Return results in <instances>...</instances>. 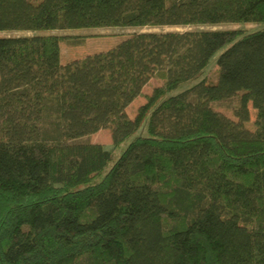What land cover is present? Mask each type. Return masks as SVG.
Here are the masks:
<instances>
[{
  "label": "trees",
  "instance_id": "16d2710c",
  "mask_svg": "<svg viewBox=\"0 0 264 264\" xmlns=\"http://www.w3.org/2000/svg\"><path fill=\"white\" fill-rule=\"evenodd\" d=\"M259 22L264 0H0V32L33 33L0 35V264H264V29L138 32L66 65L53 33ZM110 124L111 148L89 139Z\"/></svg>",
  "mask_w": 264,
  "mask_h": 264
},
{
  "label": "rangeland",
  "instance_id": "374dc122",
  "mask_svg": "<svg viewBox=\"0 0 264 264\" xmlns=\"http://www.w3.org/2000/svg\"><path fill=\"white\" fill-rule=\"evenodd\" d=\"M240 28L245 30V32H252L260 29H264V22L259 23H224L218 25H204V26H146L143 28H121V27H101V28H83V29H71L64 31H53V33L63 36L61 41V62L66 65L71 62H79L87 58L92 57L94 54L107 51L110 48L118 45L122 39L128 38L134 33L152 31V32H166V31H187V30H200V29H212V30H225V29H236ZM30 31H15V32H0V35H32ZM78 40L80 44L70 43ZM77 41V42H78ZM220 49L212 57L210 67L214 65L217 57L226 48ZM209 67V69H210ZM216 67L213 66L211 76L215 74ZM163 76L161 73L156 74L143 88L142 95L137 97L128 107L127 114L129 117H135L139 106L145 102V95L152 92L153 88L161 85L163 83ZM215 109L227 117L238 121L233 111V103H228L226 105L216 106ZM255 118L256 111L249 104V120L245 122V126L250 130H255ZM121 132L120 127L116 124H110L109 126L100 129L99 131L90 135L89 139L93 142H100L108 148L113 145V135L114 133ZM128 145V141L124 142L121 146L114 150L113 159L104 170V173L109 170L113 163L120 157L121 153L125 150Z\"/></svg>",
  "mask_w": 264,
  "mask_h": 264
}]
</instances>
